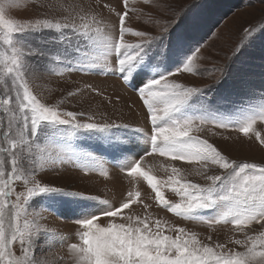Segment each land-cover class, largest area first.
<instances>
[{"label":"snow or ice","instance_id":"1","mask_svg":"<svg viewBox=\"0 0 264 264\" xmlns=\"http://www.w3.org/2000/svg\"><path fill=\"white\" fill-rule=\"evenodd\" d=\"M18 6L19 0H0V47L4 49L0 54V264H48L36 257L41 237H45L41 249L53 247L63 238L41 228L37 206L43 209L44 202L47 207L69 205L82 217L75 220L82 229L77 233L81 243L68 245L76 264H264V231L256 236L245 232L251 224L264 225V163L230 159L208 139L194 134L201 126L212 124L224 129L238 125L247 136L258 119L264 121V103L251 104L254 99L264 101V59L258 83L250 68L234 71L244 42L228 62L211 70L216 73L211 83L186 86L171 80L175 73L201 71L194 65L200 41L178 29L185 22L195 29V13L203 7L202 0L187 5L173 18L157 20L156 32L126 26L129 13L135 11L129 9L128 0H117L116 5H100L97 0V6L106 8L114 20L98 18L83 8H64L62 18H9L7 11ZM244 32L251 43L252 30ZM258 32L264 34V25ZM127 34L138 40L128 42ZM37 60L46 62L44 70L54 71L53 66H59L57 75L80 72L116 77L136 94L145 125L133 127L107 113L62 110L42 103L27 79L29 73L41 71ZM173 66L175 73L170 70ZM89 88L103 96L100 90ZM103 98L114 103L110 96ZM119 102L116 96L115 103ZM221 108L238 111L240 119H226ZM124 132L130 134L121 139ZM81 137L96 140L123 157L120 167L128 177L135 179L139 173L168 212L204 219L208 224L231 223L244 232V240L234 241L243 250L225 252L224 244L204 243L183 227L176 228L174 236L167 235L160 220L153 225L148 217H136V226L114 222L123 210L142 203L139 191L128 192L118 206L107 200L97 205L95 195L37 179L57 164L84 173L103 169L107 162L102 155L75 146ZM256 139L264 145L259 133ZM149 145L151 153L147 152ZM141 151L186 161L206 183L177 179L180 170L172 167L173 175L163 183L176 185L172 190L180 199L173 203L161 191L162 183L141 169L143 156L135 163L128 160V153L135 156ZM213 169L219 173L208 174ZM199 210L214 215L201 217ZM101 217L109 219L107 226L98 222ZM123 218L133 220L131 216ZM62 259L55 258V264Z\"/></svg>","mask_w":264,"mask_h":264},{"label":"rangeland","instance_id":"2","mask_svg":"<svg viewBox=\"0 0 264 264\" xmlns=\"http://www.w3.org/2000/svg\"><path fill=\"white\" fill-rule=\"evenodd\" d=\"M196 0H128L129 9H135L129 13L126 26L136 29L147 28L151 32L158 31L157 20L162 18H173L176 13L183 10L187 5ZM117 4V0H99V4ZM203 7L195 13L198 24L193 30L190 25L182 23L178 31H187L193 40H199L201 51L194 65L201 69L199 72L175 73V66L171 71L175 74L170 78L177 83L186 86H204L214 79L216 73L211 70L229 61L234 51L245 43L243 51L236 59L233 68H250L253 78L259 82L260 65L264 59V34L258 30L264 25V0H202ZM169 5L170 7H165ZM64 8L70 11L72 8L89 10L99 17L114 20L106 8L98 7L97 0H19V6L9 9L6 15L13 19H36V18H62L61 13ZM67 14V13H64ZM245 29L252 30L251 43L249 37H245ZM126 40L134 43L137 37L127 34ZM4 51L0 47V54ZM41 66V71L29 73L27 79L30 88L42 103L54 104L62 110L85 111L93 113H107L109 118L132 124L133 127H143L145 125V114L138 101L136 94L127 86H124L116 77L105 76L94 73H67L57 75L59 66H53L54 71L44 70L43 60L35 61ZM206 69V70H205ZM95 88L103 93V96H110L114 101L108 104L103 96H97L89 88ZM78 93L69 96L68 93ZM116 96L120 97V102L115 103ZM215 102V101H213ZM264 103L260 99L251 101L252 105ZM221 114L226 119L239 120L240 113L228 108H221ZM259 133L264 137V121L257 120L253 130L247 136L239 131L238 125L228 129L218 128L212 124L201 126V131L195 132L202 139H208L219 149H221L230 159L249 163H264V145L256 139ZM130 133L124 132L121 139H125ZM77 148L85 150H95L97 155H102L106 160L103 169L93 173H84L82 169L74 168L71 165L57 164L48 170L41 172L37 179L41 182L49 183L53 186H70L71 190L83 191L87 195L98 197L96 204L107 200L109 205L118 206L127 193L139 191V200L142 203H134L130 209L123 210L122 216L115 218L116 223H132L135 225V218H149V222L154 225L156 220H160L164 226L165 234L175 235V229L183 227L186 232L194 233L199 240L204 243L224 244V251H242L240 245L234 243L235 240H244V232L237 231L231 223L208 224L204 219H189L176 216L168 212L155 200V194L147 185V182L137 173V178L128 177L127 173L120 167L123 157L101 146L100 143L91 138L81 137L74 142ZM141 147H144L142 144ZM147 152L151 153L150 145ZM141 161V169L154 175L162 183L161 191L167 200L175 203L179 202V196L172 190L176 185L169 186L163 182L173 175L171 169L176 167L180 171L175 174L177 179L187 178L194 182L204 184L206 181L202 176L196 175V169L186 161H176L170 155H160L159 153L146 154L141 151L139 155L128 153L127 157L131 163L136 160ZM130 166V164H129ZM108 175H102V172ZM219 169H213L208 174H218ZM45 207L40 209L37 206V219L43 229L54 231L62 238V242H57L53 247L41 249L40 245L45 243V237H41L36 248V257L40 260H47L48 264H55V258L63 257L59 264H76L72 259V254L68 245L81 243L77 233L82 231L75 220L82 218L74 214L69 205H55L47 207L48 202H44ZM148 205L147 208L144 205ZM201 217L214 215L209 210H199ZM31 212V210H30ZM133 217L132 221L123 217ZM102 226H107L109 219L101 217L98 221ZM155 230V229H153ZM264 231V225L251 224L245 228L249 236H256ZM211 236V241L208 237Z\"/></svg>","mask_w":264,"mask_h":264}]
</instances>
